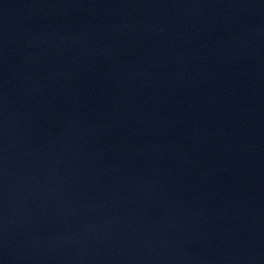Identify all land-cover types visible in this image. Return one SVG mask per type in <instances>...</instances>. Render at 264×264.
I'll list each match as a JSON object with an SVG mask.
<instances>
[{
  "label": "water",
  "instance_id": "water-1",
  "mask_svg": "<svg viewBox=\"0 0 264 264\" xmlns=\"http://www.w3.org/2000/svg\"><path fill=\"white\" fill-rule=\"evenodd\" d=\"M0 264H264V0H0Z\"/></svg>",
  "mask_w": 264,
  "mask_h": 264
}]
</instances>
